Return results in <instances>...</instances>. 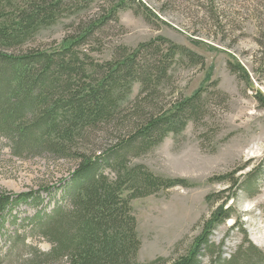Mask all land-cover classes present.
Masks as SVG:
<instances>
[{
    "label": "trees",
    "instance_id": "1",
    "mask_svg": "<svg viewBox=\"0 0 264 264\" xmlns=\"http://www.w3.org/2000/svg\"><path fill=\"white\" fill-rule=\"evenodd\" d=\"M139 6L146 19H158L141 0H0V135L17 157L47 152L76 165L62 191L67 204H54L30 221L32 232L50 248L41 251L22 236H15L21 239L17 243L10 236L0 264H201L214 253V264H264V253L246 236L228 258L211 242L212 231L231 217L226 202L203 220L185 253L146 263L136 258L140 239L131 200L185 181L156 175L131 160L200 119L205 92L199 88L188 97L159 101L178 58L204 64L202 56L161 36L135 48L118 46L103 62L84 52L99 42L108 20L117 22L122 10L137 13ZM89 9L95 11L83 15ZM65 15L75 17L56 48L28 45ZM135 83L138 93L130 99ZM256 96L264 103L259 91ZM235 173L219 177L230 181L222 193L244 186ZM26 198L0 191V229L3 216Z\"/></svg>",
    "mask_w": 264,
    "mask_h": 264
},
{
    "label": "rangeland",
    "instance_id": "2",
    "mask_svg": "<svg viewBox=\"0 0 264 264\" xmlns=\"http://www.w3.org/2000/svg\"><path fill=\"white\" fill-rule=\"evenodd\" d=\"M141 1L158 19H146L141 6L137 13L119 11L118 21L108 20L99 42L84 52L93 61L103 62L118 46L135 48L161 36L202 56L204 64L178 58L159 101L166 104L174 95L188 97L199 88L205 92L200 119L131 160L156 175L185 181V185L131 200L140 239L136 258L146 263L185 253L203 220L222 202H226L224 208L230 206L231 217L210 235L211 242L221 246L222 256L228 258L244 236L264 253V103L256 96L259 91L264 98V0ZM74 17H61L28 45L56 48ZM138 89L135 83L130 99ZM75 167L72 159L47 152L17 157L11 153L9 140L0 135V191L12 197L27 195L3 216L0 260L9 249L10 236H22L41 251L50 248L32 232L30 221L54 204H67L62 191ZM234 170V178L244 186L222 193L230 181L219 177ZM215 255L203 256L201 264H214L210 259Z\"/></svg>",
    "mask_w": 264,
    "mask_h": 264
}]
</instances>
